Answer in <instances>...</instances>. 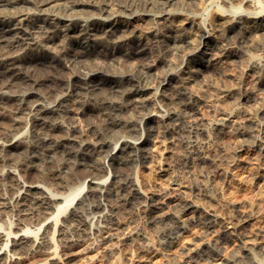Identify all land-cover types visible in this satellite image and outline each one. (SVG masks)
<instances>
[{"label":"bare ground","instance_id":"1","mask_svg":"<svg viewBox=\"0 0 264 264\" xmlns=\"http://www.w3.org/2000/svg\"><path fill=\"white\" fill-rule=\"evenodd\" d=\"M195 1L0 0V101L12 100L16 112L9 118L0 114V264H70L93 246L87 243L67 250L82 240L74 234L82 231L89 235L98 230L101 223H117L112 215L117 209V204L112 202L116 195L124 203L151 200L158 209L161 197L171 199L176 194L181 195L174 206L189 209L194 214L181 221L174 207L155 214L150 221L167 223L166 230L183 229L186 221H197L214 231L210 241L189 246L186 264H202L201 260L208 256V248H219L217 238L230 235L236 228L235 220L248 219L249 213L238 207V202H229L233 211L226 214L231 222L227 224L218 210L221 200L218 204L214 202L220 190L209 180L204 183V191L209 189L215 195L207 192L203 195L216 205L202 204L185 194L186 190L175 180L169 179L165 185L159 182L156 186L160 192L162 190L160 193L147 187L139 172L142 165L152 174H163L167 170L163 164L167 149L166 145L162 146L167 139L160 137L175 113L168 110L173 109L170 105L178 101L181 108L191 109L196 114V105L206 102V95L190 84L193 72L211 65L222 68L241 49L247 52L251 66L264 67V45L259 39L264 34V3L256 9L255 0H242L251 2L255 8L248 9L239 3L233 11L214 6L206 12L208 4ZM176 2H181L179 8L173 5ZM191 7L200 11L186 15V9ZM204 11L207 15H203ZM179 15H184L180 16L183 20L179 17L181 22L175 23ZM118 17H149L152 22L143 30L126 32L125 27L113 23ZM184 24L196 27V32L190 33ZM147 33L151 41L175 53V60L149 59L134 68L111 73H105L97 64L106 63L117 51L97 48L99 41L128 46L124 52L120 51L126 57L141 52ZM229 36L237 46L233 51L225 47ZM78 37L83 49L74 50L72 41ZM259 47L261 52H254ZM159 62L165 67L159 69ZM77 65L82 69L65 78L67 70ZM35 68L47 74L36 78ZM17 81L31 87L15 95L7 94L5 89ZM42 83H47L49 100L34 89ZM169 87H173L172 92L167 91ZM215 95L217 101L224 100L221 95ZM236 95L237 92L233 97ZM71 99H75L74 105ZM214 100L215 97L209 104L212 108ZM223 105L215 106L214 118L196 116L201 130L220 133L233 126L250 137L263 155L264 136L259 132H264V107L255 110L259 117L250 115L240 120L235 118L234 109ZM25 111L32 118L30 124L19 115ZM78 118L85 120L93 140L78 131ZM247 125L248 130L244 128ZM43 146H47L46 150L40 151ZM96 152L103 153L104 162L95 157ZM216 154L209 150L199 160L209 162ZM106 166L113 168L112 171ZM124 168L129 172L124 173ZM219 223L223 224L218 227ZM139 233L148 237L144 230ZM130 234L112 240L102 249L108 254L117 252L120 244L132 237ZM261 235L263 232L241 234L244 254L233 252L225 258L224 264H236L243 258L252 264H264ZM106 236L112 239L113 233L108 231ZM98 255L85 254L84 264L102 256Z\"/></svg>","mask_w":264,"mask_h":264},{"label":"rangeland","instance_id":"2","mask_svg":"<svg viewBox=\"0 0 264 264\" xmlns=\"http://www.w3.org/2000/svg\"><path fill=\"white\" fill-rule=\"evenodd\" d=\"M255 1L256 9H259V5L264 3V0ZM195 2L207 3L208 9L205 10L206 12L207 10L209 11L210 8H214V6L215 8L221 9L229 8L233 11L235 10V5H238L239 3L243 5L242 7H246L248 9L255 8L251 5V2H244L242 0H196ZM180 3L181 2H176L173 5H176V7L179 8ZM173 5L172 9L175 7H173ZM193 8H187L186 15L192 14V12L200 11L196 7L194 9ZM205 11L203 15H207ZM180 16L183 17L184 15L177 16L175 18V23L180 21ZM182 17H180L181 20H183ZM151 22L152 20L151 18L149 19V17L143 19H139L137 17H118L113 19V23L117 25L120 24L123 28L125 27L126 29H124L126 32H130V30L138 31V29L143 30V28H147ZM184 25L187 27L186 24ZM187 28H189L188 30L190 33L196 32V27L193 28L189 27L188 25ZM148 35L149 33L145 34L146 38L143 40L141 52L126 57L121 55L120 51L124 52L128 49V46L125 48L120 46V44L99 41L97 48L102 49L103 47H107L108 49H116L117 51L106 60V63L98 62L97 64L105 69V73H111L122 72V70H125V68H134L137 63L145 62L149 59L151 60L166 57L175 60V53L166 51V49L160 46V44L151 41L149 39L151 35ZM262 35L264 36V34H261L260 36ZM260 36L259 39H261L260 41L262 45H264V38L263 36L260 38ZM77 39H79V37L74 38V41H72V47L74 50H81L83 49V46L79 44ZM146 39H148L147 43H145ZM57 40L59 42V39ZM227 40L228 41L225 40V47L227 48V51H233L235 48L237 49L236 43L234 42V38L232 36H229ZM259 49L260 47L254 50V52H261ZM246 54L247 52L241 49L238 51L237 55L232 56L229 61H227L229 64L226 62L227 65L224 64L226 66L222 68L211 65L202 67L198 71L193 72L194 74L192 77L194 78H192L190 84L193 85L196 90H199V93H202L203 96L206 95V102L196 105V114L193 113L191 109L186 110L181 108L182 104L178 101L170 105V108L173 109L168 110H175V113H172L174 118L172 117L169 120L170 123L168 122L167 126L164 127L167 131L165 130V133L162 132V137H160L164 141L167 139L162 145H166L165 150L167 149L165 151V153L167 152L165 155L168 157L164 155L165 159L163 158V164L164 167H167V170H165V173L163 172V174L157 175L152 174L151 172L148 173L149 168H147L145 165H142L139 168L142 181L144 184L146 182L148 185L145 186L156 191L159 190L158 192H160V189L156 186L157 184L161 183L165 185L168 183L167 180H175L182 186L184 191L186 190L185 194L187 193L193 198L195 197V200H198L202 204L205 202V204H209L207 202H212L208 201L203 193L207 192L210 193V195H215L214 191H210L209 189L204 191L206 189L204 183L208 180L211 181L214 187H217L220 190V194L214 202L218 204L221 200L218 210H220V213L223 214L222 216L224 217V221L227 222V224H231L227 213L233 211V206L229 205V202H238L237 206L249 213V217L246 221H232L234 222L233 224H236V228H233V231L231 230L232 232L231 234L229 233L230 235H226V237H224L225 235L220 236V239L217 238L219 248H208L206 251L208 256L201 260L202 264H224L226 257L234 253L244 254V249H242L241 242V234L243 233L247 235H253L255 232H259L261 234L263 232V235L261 236L264 239V153L263 155H260L259 148L251 141L252 139L247 137L246 134L237 131L233 126L226 127L225 131L223 130L220 133L217 132L218 134L213 132V130L210 129L211 127H209L211 131L208 130V134L206 131L201 130L202 126L197 122V117H201V115L214 118L216 116V114H214L215 106L223 105L224 101L226 102L224 104L225 106L223 105V107H228L229 105L230 107L228 108L234 109L235 118L237 119L243 120L250 115L251 117H259V114H256L255 110L257 107H264V67L251 66L249 63L248 54L247 56ZM161 67L163 68L165 65L162 66V63L159 62L158 68L160 69ZM255 68L257 69L255 70ZM79 69H82V67L78 65L76 67L69 68L64 74L65 78L76 73ZM252 69L255 71H252ZM258 70L259 72L257 73ZM34 73L36 78L47 74L46 71L36 68ZM30 87L31 85L28 83L24 84L20 81H17L13 85L7 87L5 91L9 95H15L24 89H29ZM47 88V83H42L37 84L34 89H36L38 93L42 94L44 99L49 100V97H47ZM171 90H173V87H169L167 91L172 92ZM231 91H236L237 97H233L236 92H234L235 94H231ZM252 92L256 93L257 96L254 97ZM215 94L221 95L224 100L222 102L217 101ZM214 97L216 101L214 100L215 106L212 108L213 106H210L209 104L211 101H213ZM11 102L12 100L0 101V114H2L4 118H9L11 115L16 114L15 108L13 105H11ZM70 102L74 105L75 99H71ZM176 105L177 108L179 107L178 109L175 108ZM28 114L29 113H27V111L19 113V115L22 116V119L25 120L26 124H30L32 122V118H30ZM76 125L79 129L78 131L81 132L85 138L89 140L94 139L93 134L89 129H87L85 120L83 118H78ZM244 128L248 130L250 127L247 125ZM262 132L263 131L259 132L260 136H264V132ZM56 133L61 134V131H57ZM246 138L250 140L248 141ZM213 147H215V149ZM46 148L47 146H43L39 149L40 151H45ZM209 150L216 151L217 154L214 157V160L209 162H201L199 157L201 155L207 154ZM98 152H96L95 157L97 156L96 158H100V161L104 162L105 158L103 157V153ZM240 158L243 159V162L240 160ZM108 167L106 166V168ZM109 169L112 171L113 168L109 167ZM128 170L129 169L124 168L123 172H129ZM95 173L98 174V171L95 170ZM172 192L176 193L174 190H172ZM180 196L181 195L176 194L171 199L161 197L159 200H161L162 203L160 204L161 208L159 209L156 208L155 205H152L153 202H150L151 200L124 203L120 199V196H113L112 202L117 204V209L112 212V215L116 219L117 223H101L100 228L93 231V233L89 235H84L82 231H78L77 234L79 236L74 234L75 237H80L82 240L67 248V250L72 251L75 249V247L84 246L87 243H90V245L93 246L86 253L76 256V258L70 264H84L85 254L90 256L96 254L102 255L97 259L91 260L87 264H186L185 260L189 246H199V244L203 241H210L214 236V231L208 228L206 224L197 221H186L183 229L171 227L167 230V223H152L150 221L151 217L155 216V214L174 208V204H176ZM201 200L204 201L201 202ZM214 202H212L213 205H216ZM223 205L227 206L228 208L224 207ZM175 210L177 217L181 221H185L188 216L190 217L191 214H194L189 209H184L181 207H175ZM219 224L220 225L216 224V228L220 227L223 223ZM143 230L146 232L149 238L142 237V234H140L139 231L141 232ZM108 231L113 233L112 239L107 238L106 234ZM127 234H130L132 237L128 238L127 240L125 239V241L120 244V249L117 252L108 254L102 249L107 243L118 237L127 236ZM35 256L36 255L25 259L24 262L29 259L31 260ZM128 256L133 257L136 260L131 261L128 259ZM236 264L252 263L249 259L243 258V260Z\"/></svg>","mask_w":264,"mask_h":264}]
</instances>
